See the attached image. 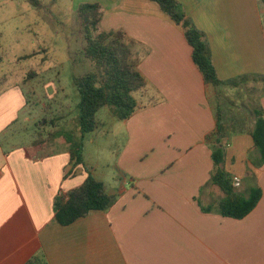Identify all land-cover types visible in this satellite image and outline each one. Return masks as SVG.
Segmentation results:
<instances>
[{"label": "crops", "instance_id": "crops-1", "mask_svg": "<svg viewBox=\"0 0 264 264\" xmlns=\"http://www.w3.org/2000/svg\"><path fill=\"white\" fill-rule=\"evenodd\" d=\"M178 1L206 34L220 79L264 75L263 0ZM96 2L103 10L101 31L123 30L138 43L139 69L148 81L147 92L135 94L147 107L117 119L126 139L116 177L108 187L91 172L116 202L59 224L55 199L84 183L86 158L74 166L61 139L37 148L34 139H8V147L0 139V264H27L37 255L48 264H264V164L248 132L253 108L264 113L263 84L250 90L248 114L229 110L223 118L228 125L232 117L242 118L247 126L230 135L225 170L242 179L241 194L260 187L262 197L243 219L225 217L215 208L225 194L210 181L206 136L216 129L221 91L231 94L246 85L208 87L183 29L156 3ZM25 84L0 82V136L28 107Z\"/></svg>", "mask_w": 264, "mask_h": 264}, {"label": "trees", "instance_id": "trees-1", "mask_svg": "<svg viewBox=\"0 0 264 264\" xmlns=\"http://www.w3.org/2000/svg\"><path fill=\"white\" fill-rule=\"evenodd\" d=\"M30 1L35 2V0ZM150 1L156 3L162 12L183 29L185 39L193 48V61L208 87L216 90L220 87L236 88L248 85L252 80L250 90L258 91L261 83L264 93V75H242L227 80L219 78L206 34L196 27L178 0ZM77 16L86 43L83 54L91 63V70L74 77L79 93L77 129H67L62 123L64 121L62 116L43 118L42 121L39 120L41 128L33 141V147L37 148L55 139L63 140L69 146L71 162L74 166L84 164L82 155L84 140L89 133L99 128V111L107 107L117 119L127 120L137 111L147 107L136 98L135 94L148 90V81L139 69L141 56L137 52L138 43L123 30H100L103 17L102 5L98 2L82 3L77 9ZM44 52L47 50L44 49ZM39 54L40 52H34L20 59H32ZM3 59V55H0V63ZM37 74L32 70L28 73L27 79L31 80ZM221 116L219 108L216 129L206 136V143L211 149L213 160L210 181L220 187L225 194L215 208L222 216L243 219L258 205L262 197V189L253 188L249 195L245 196L234 187L232 178L224 167L226 152L230 135L246 131L247 126L244 119L236 117H232L233 122L228 125ZM252 116L255 122L248 132L260 152L259 165L262 166L264 164L263 109L255 106ZM49 123L51 129H48ZM45 131H49L47 136ZM115 202L116 196L109 194L105 184L89 173L82 185L56 197V219L61 225H70L94 210H109ZM27 264H48V262L43 255H37Z\"/></svg>", "mask_w": 264, "mask_h": 264}, {"label": "rangeland", "instance_id": "rangeland-1", "mask_svg": "<svg viewBox=\"0 0 264 264\" xmlns=\"http://www.w3.org/2000/svg\"><path fill=\"white\" fill-rule=\"evenodd\" d=\"M96 1L0 0V55L4 58L0 63V82L7 78L12 85L26 83L28 104L27 109L19 112V119L10 131L0 136L6 147L8 139L20 144L32 142L43 118L62 116L67 129H77L79 93L74 77L91 70V63L83 54L86 43L77 9L82 3ZM34 52L40 54L20 59ZM32 70L38 74L29 80L27 76ZM21 78L26 79L24 83ZM250 94L247 85L231 94L221 91L222 119L229 110L248 114L252 104ZM157 102L156 99L154 104ZM98 119L100 126L85 137L82 155L89 173L97 171L108 186L117 175V156L126 132L107 107L99 111ZM48 126L52 128L50 123ZM48 132L45 131V136Z\"/></svg>", "mask_w": 264, "mask_h": 264}, {"label": "built area", "instance_id": "built-area-1", "mask_svg": "<svg viewBox=\"0 0 264 264\" xmlns=\"http://www.w3.org/2000/svg\"><path fill=\"white\" fill-rule=\"evenodd\" d=\"M232 183L236 189L240 188L242 185V179L239 176H232Z\"/></svg>", "mask_w": 264, "mask_h": 264}]
</instances>
